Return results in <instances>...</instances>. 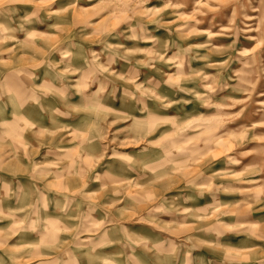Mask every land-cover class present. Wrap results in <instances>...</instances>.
<instances>
[{"label":"rangeland","instance_id":"374dc122","mask_svg":"<svg viewBox=\"0 0 264 264\" xmlns=\"http://www.w3.org/2000/svg\"><path fill=\"white\" fill-rule=\"evenodd\" d=\"M0 264H264V0H0Z\"/></svg>","mask_w":264,"mask_h":264}]
</instances>
